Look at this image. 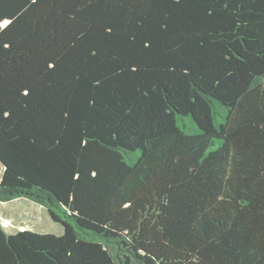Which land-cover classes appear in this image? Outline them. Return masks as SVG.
<instances>
[{"label": "trees", "instance_id": "trees-1", "mask_svg": "<svg viewBox=\"0 0 264 264\" xmlns=\"http://www.w3.org/2000/svg\"><path fill=\"white\" fill-rule=\"evenodd\" d=\"M0 163V264H264V0H0Z\"/></svg>", "mask_w": 264, "mask_h": 264}, {"label": "rangeland", "instance_id": "rangeland-1", "mask_svg": "<svg viewBox=\"0 0 264 264\" xmlns=\"http://www.w3.org/2000/svg\"><path fill=\"white\" fill-rule=\"evenodd\" d=\"M3 173L4 167L0 163V181ZM0 221L10 234L24 230L54 235L64 233L63 226L52 221L44 207L25 200L0 203Z\"/></svg>", "mask_w": 264, "mask_h": 264}]
</instances>
